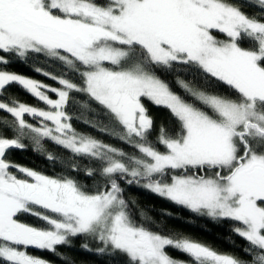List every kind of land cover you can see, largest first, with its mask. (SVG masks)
Listing matches in <instances>:
<instances>
[{
    "label": "snow or ice",
    "instance_id": "snow-or-ice-1",
    "mask_svg": "<svg viewBox=\"0 0 264 264\" xmlns=\"http://www.w3.org/2000/svg\"><path fill=\"white\" fill-rule=\"evenodd\" d=\"M34 58L59 69L33 67L53 83L8 70ZM12 86L42 106L6 99ZM0 113V264H50L29 248L59 254L77 238L116 264H264V0H0ZM30 145L60 171L8 159ZM133 186L229 223L247 259L155 230Z\"/></svg>",
    "mask_w": 264,
    "mask_h": 264
},
{
    "label": "trees",
    "instance_id": "trees-1",
    "mask_svg": "<svg viewBox=\"0 0 264 264\" xmlns=\"http://www.w3.org/2000/svg\"><path fill=\"white\" fill-rule=\"evenodd\" d=\"M245 10L248 13L256 11V9L252 7L251 3L247 5ZM37 66L46 67L53 71H59V69L51 63H46L43 58H34V62L30 61L28 63H13L9 65L8 70L23 74L27 77L35 78L37 80H43L45 83H53L52 81L45 79L43 76L33 71V67ZM167 78L170 82H173V87L179 90L178 86L174 83L175 76L172 75ZM12 97L17 98L19 101L26 102L29 105L42 106L38 105L37 101L33 97L26 94L17 86H12L5 94L6 99ZM148 107L150 115L155 119L157 127H159V125L162 123L170 126V116L167 109L151 104H149ZM74 114L80 115L81 120L93 118V114L90 111L81 110L79 106L74 109ZM2 115L3 114L0 113V116ZM97 119L102 123H106V119L103 116H99ZM73 124L79 132L90 134L98 139H102L105 143H109L117 147H124L126 151H132L127 147V145H122L118 140L107 135H103L96 129L89 127L82 122L73 120ZM155 135L156 133L154 132L152 136L153 139H155ZM45 148L54 152L61 158L68 155L62 149L57 148L50 142L45 143ZM8 159L19 165L33 168L38 171H43L48 175H55L60 171L61 167L58 161L57 166L53 168L50 163L45 161L41 153L32 150L31 145L26 151H13L9 153ZM88 183H90V181ZM125 196L130 200L136 201L135 206L138 209L137 217H139V211H143L147 214V216L151 217L152 220L156 222V224L162 225L161 229L155 230H162L164 233L171 234L175 238L187 237L194 241H198L210 246L219 253L232 254L237 257H243L247 259L241 250L242 246L245 244V241L235 234L230 233L229 223H218L207 218H196L191 216L187 211H182L180 208L174 206L167 200L162 199L142 188L137 189L135 186L126 189ZM164 210L172 213V216L164 215ZM20 219L25 223L35 226H41L42 224V222L36 217L27 214L21 215ZM82 243H84L83 238L74 239L70 246H60L58 248L59 254L33 248H29L28 251L32 255L44 258L45 260L49 261L50 264H116L114 259L86 252L81 247ZM168 252L171 256L179 260L187 261L189 259L185 254L173 250L172 248H169ZM60 254H62L65 258H62Z\"/></svg>",
    "mask_w": 264,
    "mask_h": 264
}]
</instances>
